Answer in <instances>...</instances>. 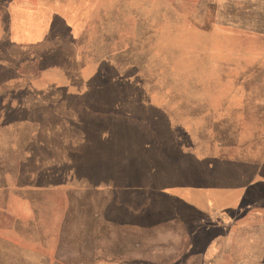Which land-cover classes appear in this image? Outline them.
<instances>
[{
  "label": "rangeland",
  "instance_id": "374dc122",
  "mask_svg": "<svg viewBox=\"0 0 264 264\" xmlns=\"http://www.w3.org/2000/svg\"><path fill=\"white\" fill-rule=\"evenodd\" d=\"M61 1L92 28L95 87L23 108L59 90L0 71V264H256L264 17L241 0Z\"/></svg>",
  "mask_w": 264,
  "mask_h": 264
},
{
  "label": "crops",
  "instance_id": "0c3cea01",
  "mask_svg": "<svg viewBox=\"0 0 264 264\" xmlns=\"http://www.w3.org/2000/svg\"><path fill=\"white\" fill-rule=\"evenodd\" d=\"M248 1L251 6L246 5ZM236 6V10L243 16L252 17L253 13L264 17V0H241ZM86 21L69 10L61 0H0V71L13 77L7 84L14 85L11 88L13 91L28 87L59 90L58 93L44 95L42 99L35 95L21 94V107H26L30 101L43 102L47 97L54 98L55 102H66L80 96L92 98V94L87 92L95 87L92 82L96 75L91 72L90 66L93 64L98 68L99 58L94 56L95 50H90L95 48L90 44L92 28H88ZM248 30L254 32L252 29ZM259 32L264 34V27L259 28ZM66 41L72 42L73 49H76L72 55L56 50L63 49L57 46L64 47ZM41 49L48 50L41 52ZM105 49L112 48L108 44ZM20 52L23 54H18ZM76 63L78 70L75 69ZM243 96L238 100L240 104L235 110L253 111V115H257L259 99ZM260 100L264 102V99ZM41 107L43 111L50 109L49 106ZM260 110L261 117L264 106ZM246 182H242V185ZM100 183L102 184L94 188L102 191L112 189V179H105ZM243 187L249 189L250 185ZM255 263L264 264V256Z\"/></svg>",
  "mask_w": 264,
  "mask_h": 264
}]
</instances>
